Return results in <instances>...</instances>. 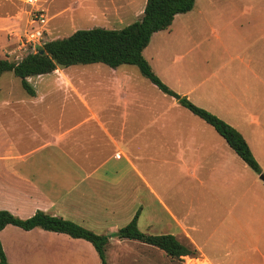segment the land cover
<instances>
[{
	"label": "crops",
	"instance_id": "0c3cea01",
	"mask_svg": "<svg viewBox=\"0 0 264 264\" xmlns=\"http://www.w3.org/2000/svg\"><path fill=\"white\" fill-rule=\"evenodd\" d=\"M146 3L41 0L49 35L77 19L130 24ZM28 8L25 0H0V50L16 43ZM143 54L172 90L235 127L262 173L130 64L95 66L90 84L72 65L29 77L35 95L0 96V209L20 218L42 210L99 234L138 214L143 232L173 234L206 264H264V0H196L153 33ZM0 240L8 262L101 261L90 241L41 227L8 224ZM125 248L129 264L190 256L110 237L108 262Z\"/></svg>",
	"mask_w": 264,
	"mask_h": 264
},
{
	"label": "trees",
	"instance_id": "16d2710c",
	"mask_svg": "<svg viewBox=\"0 0 264 264\" xmlns=\"http://www.w3.org/2000/svg\"><path fill=\"white\" fill-rule=\"evenodd\" d=\"M196 0H147L141 19L120 29L92 27L78 29L71 35L47 40L37 51L28 52L20 60L0 57V77L12 71L21 78L23 87L31 95L36 91L28 78L67 68L76 64L104 63L113 68L123 64L138 66L141 73L163 92L174 96L183 106L213 125L238 155L257 173L262 168L245 137L232 125L211 111L194 104L188 97L172 90L154 72L143 54L153 33L170 27L175 16L190 11ZM44 50V52H41ZM14 224L25 230L41 227L46 230L67 233L75 238L90 241L97 250L102 264H108L106 248L110 237L137 239L157 246L169 255L180 258L195 254V250L183 244L173 234H147L138 226V214L126 225L111 234L96 233L74 221L37 210L28 218H20L6 209H0V230ZM0 263L9 264L0 240Z\"/></svg>",
	"mask_w": 264,
	"mask_h": 264
},
{
	"label": "rangeland",
	"instance_id": "374dc122",
	"mask_svg": "<svg viewBox=\"0 0 264 264\" xmlns=\"http://www.w3.org/2000/svg\"><path fill=\"white\" fill-rule=\"evenodd\" d=\"M86 20L84 19V21L79 22L77 19L75 23H73V22L72 23H66L59 30V32L55 31V32L51 33L50 35L46 30L45 40L47 41V40H50L51 38H54V37L61 38V37L69 36L73 33L72 32L73 26H77V27H79V29L92 28V27H96V26L106 27V28H111V29H120V28L124 27L125 25L129 24L127 22H125L123 24H119V23H115V22H111L109 24H103V23L101 24V22H96V21L88 19V18ZM30 27H31V24L29 23V21H27V23L25 21H23L22 30H21L20 35L18 36V39H16L17 40L16 43L15 44L13 43L10 46V48H7L8 49L7 51H5V50L2 51V49H1L0 50V57L1 56H8L10 59H13V60H20L21 58H23L28 53V51H26L24 49H20L21 38L23 40H25V32ZM5 41L6 40L4 37L3 38L0 37V47L2 46L1 44L5 43ZM12 49H14L15 51H13L12 54L8 53V51L10 52V50H12ZM99 65H105L107 68H109L108 65L103 64V63H92V64H76V65H73L71 70L70 69L69 70L71 71V73L74 75V77L76 79L83 78L84 80H88L89 84H90L91 82L93 83L97 79V73L98 72H96L95 66H99ZM127 66H128V68H132L133 70H135L138 74H142L140 69L138 68V66L131 65V64L127 65ZM60 77L63 79L64 76L60 74ZM145 78H146V76H145ZM9 79H11V85L9 84V82H10ZM50 79H53V78L50 77ZM0 85L2 86V89L0 90V96L5 97V96H11V95H18L19 94L18 92H21V94H27L28 93L27 90L21 85V79L18 76H16L12 71H7L1 76ZM92 86H89V87H92ZM93 88H95V86H93ZM127 251H128V249L125 248L123 252L126 254L120 255V256H124V257H122V259L121 258L116 259L115 257H113V261L108 262V264H129L127 262L126 258L131 257V256L127 255ZM55 260H56V258H51L50 261H45V262H34L33 261L32 262L29 259V257H18V256L15 257L14 256L11 259V262H9V264H59V262H56ZM75 261L76 262H72L71 264H82V263L78 262V260H75ZM87 264H102V262L99 260V262L95 263V262H93V260H91V262H89V263L87 262ZM131 264H133V263H131ZM179 264H191V262L189 260L187 261V258L185 259V257H184L182 262Z\"/></svg>",
	"mask_w": 264,
	"mask_h": 264
},
{
	"label": "built area",
	"instance_id": "2783aa9c",
	"mask_svg": "<svg viewBox=\"0 0 264 264\" xmlns=\"http://www.w3.org/2000/svg\"><path fill=\"white\" fill-rule=\"evenodd\" d=\"M25 3L29 6L27 13L29 15V23L31 27L25 32V40L21 38L20 49H24L28 52L37 51L38 48L45 43V22L47 20V10L41 4V0H25ZM189 260L191 264H206L200 256H185V259Z\"/></svg>",
	"mask_w": 264,
	"mask_h": 264
},
{
	"label": "water",
	"instance_id": "95a60500",
	"mask_svg": "<svg viewBox=\"0 0 264 264\" xmlns=\"http://www.w3.org/2000/svg\"><path fill=\"white\" fill-rule=\"evenodd\" d=\"M41 52H44V50H42ZM262 177H264V176H262Z\"/></svg>",
	"mask_w": 264,
	"mask_h": 264
}]
</instances>
